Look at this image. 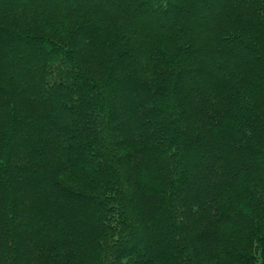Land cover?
Listing matches in <instances>:
<instances>
[{
    "label": "trees",
    "instance_id": "trees-1",
    "mask_svg": "<svg viewBox=\"0 0 264 264\" xmlns=\"http://www.w3.org/2000/svg\"><path fill=\"white\" fill-rule=\"evenodd\" d=\"M0 264H264V0H0Z\"/></svg>",
    "mask_w": 264,
    "mask_h": 264
},
{
    "label": "rangeland",
    "instance_id": "rangeland-1",
    "mask_svg": "<svg viewBox=\"0 0 264 264\" xmlns=\"http://www.w3.org/2000/svg\"><path fill=\"white\" fill-rule=\"evenodd\" d=\"M81 155H82V157H83V154H82V153H81ZM75 156H77V159H78L79 154L76 153V154L74 155V157H75ZM74 157H72V158H74ZM86 160H87V159H86ZM75 162H76L77 165H78V162H80V160H77V161H75ZM70 163H72V162H70ZM73 164H75V163H73ZM154 201H155V200H154ZM155 203H156V201H155ZM150 205H153V201L150 202ZM164 224H165V222L162 221V222L160 223V226H162V228H163ZM74 247H75V245H72V246H71V249H72V248L74 249ZM165 247H166V245H160V246H159V250H158V252H159V251L163 252V250H164Z\"/></svg>",
    "mask_w": 264,
    "mask_h": 264
}]
</instances>
